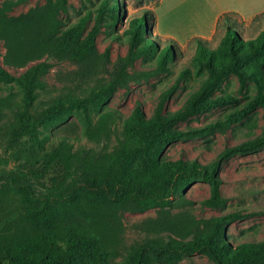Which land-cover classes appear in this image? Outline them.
Returning a JSON list of instances; mask_svg holds the SVG:
<instances>
[{"label": "trees", "instance_id": "16d2710c", "mask_svg": "<svg viewBox=\"0 0 264 264\" xmlns=\"http://www.w3.org/2000/svg\"><path fill=\"white\" fill-rule=\"evenodd\" d=\"M113 5L110 14L116 19L113 12L117 11L118 4ZM57 12L56 6L48 5L18 17L3 15L0 18V37L7 44L8 64L23 68L46 59L32 66L24 79H16L0 67V81L25 85L28 105L34 98L36 78L51 66V61L70 60L83 66L86 72L81 73L82 79L90 77L95 69L98 29L85 35L86 20L62 29ZM130 24L134 41L152 37L150 29L155 25L152 13L144 12ZM155 50L157 53L158 45ZM171 52L172 46L168 45L158 53L160 69L173 64ZM141 53L144 48L137 52L131 49L127 62H133ZM257 55H264V30L256 38L246 40L237 32V26L228 23L217 50L211 51L204 45L199 47L196 58L198 62L205 60L211 69V78L190 98L185 109L162 115L159 108L150 121L136 110L112 150L106 144L112 136L117 115L105 110L91 136L101 149L75 151L69 140L62 138L50 151H37L42 147L39 127L43 123L63 119L75 109L86 111L90 99L72 92L53 100L40 119L27 110L9 119L2 135L5 153L12 155L15 164L11 168L3 166L0 158V264H81L85 258L104 259L124 244L122 212L156 208L163 210L161 219L144 223L145 235L133 245L132 256L124 264H177L196 253L206 254L218 264H264V242L241 244L229 250L223 240V227L239 217L238 214L212 217L209 231L191 239L186 231L193 224V217L171 215L180 206H191L189 202L181 205L174 199L198 180L213 186V195L205 203L223 204L215 165L209 169L180 160L152 164L153 155L161 153L168 145L185 137L209 133L214 128L212 125L194 130L171 127L203 111L232 103L229 96L210 98L212 89L232 72L239 73L245 80L239 65ZM224 56L229 57L228 64ZM118 83L117 78L107 85H99L91 99L106 101ZM258 106L264 107V91L259 92L245 110L228 114L226 120L218 119L215 125L224 129ZM262 149L264 134L228 148L221 157L228 159Z\"/></svg>", "mask_w": 264, "mask_h": 264}, {"label": "rangeland", "instance_id": "374dc122", "mask_svg": "<svg viewBox=\"0 0 264 264\" xmlns=\"http://www.w3.org/2000/svg\"><path fill=\"white\" fill-rule=\"evenodd\" d=\"M115 3L118 8L113 14L117 21L110 14V7ZM48 5L58 8L56 17L62 29L76 26L83 20H86L85 35L98 29L95 42L98 59L90 77L85 79L81 78V73L86 72L83 66L70 60L51 61V66L36 78L32 91L34 98L29 105L23 83L0 81V158L1 165L9 168L15 161L11 154L5 153L2 134L6 122L19 112L27 110L40 119L53 100L68 92L80 98L87 97L90 100L86 111L75 109L63 119L39 127L42 147L37 151H50L62 138H67L75 151L101 149L91 136L105 110H112L117 115L112 136L106 144L112 150L136 110L150 121L159 108L162 115L185 109L190 98L211 78V69L205 60L198 62L196 58L199 47L204 45L211 51L217 50L228 23L237 26V32L246 40L256 38L264 30V0H0V18L3 15L18 17ZM144 12L154 16L155 25L150 29L152 37L134 41L130 22ZM168 45L172 46L173 64L160 69L158 53ZM139 48H144V53L136 56L133 62H127L130 50L137 52ZM7 49L5 40L0 37V67L16 79H24L32 66L46 60L16 68L6 62ZM224 60L225 64L230 61L226 56ZM239 69L246 76L245 80L239 73L232 72L212 89L210 95V98L229 96L232 103L203 111L171 127L194 130L212 125L214 128L209 133L178 140L152 159L153 165L161 160H180L190 165L199 163L209 169L212 165L217 167L218 191L223 204L211 206L205 203L213 195V186L198 180L174 199L181 205L189 202L191 206H180L171 215L190 214L193 217L194 222L186 231L191 239L209 231L212 217L238 214L239 217L223 227V240L229 250L241 244L264 242V149L228 159L221 157L228 148L262 137L264 107H256L224 129L215 125L218 119L226 120L228 114L245 110L259 92L264 91V55L246 60ZM117 78L119 83L106 101L101 103L91 99L99 85H107ZM162 215L163 210L158 208L122 212L123 246L104 259L85 258L81 264H124L132 256L133 245L145 235L142 231L144 223L159 220ZM177 264L218 263L206 254L196 253Z\"/></svg>", "mask_w": 264, "mask_h": 264}]
</instances>
